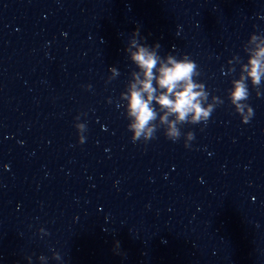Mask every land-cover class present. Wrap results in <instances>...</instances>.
Segmentation results:
<instances>
[{"label": "water", "instance_id": "1", "mask_svg": "<svg viewBox=\"0 0 264 264\" xmlns=\"http://www.w3.org/2000/svg\"><path fill=\"white\" fill-rule=\"evenodd\" d=\"M136 29L216 105L176 142H130ZM261 39L264 0H0V264H264V82L226 98Z\"/></svg>", "mask_w": 264, "mask_h": 264}, {"label": "clouds", "instance_id": "2", "mask_svg": "<svg viewBox=\"0 0 264 264\" xmlns=\"http://www.w3.org/2000/svg\"><path fill=\"white\" fill-rule=\"evenodd\" d=\"M129 36L124 52L136 71L133 73V82L121 96L126 100V130L130 133V142L147 143L154 139L157 118L160 124L166 125L162 130L163 136L172 142L180 139L181 124L206 126L216 105L206 103L210 93L205 84L196 79L199 74L197 63L186 54L170 52L160 55L158 43L151 46L141 43L139 29ZM259 38V33L249 35L250 41ZM118 71L116 67L108 68V73ZM240 71L242 75L230 81L226 98L239 116L240 123L247 124L254 115V109L245 103L249 99L250 89L259 88L264 82V39L248 52L246 62L240 65ZM90 88L91 85L86 86V89ZM262 95L264 92L256 93L257 98ZM213 99L223 103L219 97ZM79 121V115L74 117L73 127L77 144H83L86 137L81 133L85 125ZM183 135L186 140L183 146L189 148L194 133L187 131ZM115 246L119 247L118 242Z\"/></svg>", "mask_w": 264, "mask_h": 264}]
</instances>
